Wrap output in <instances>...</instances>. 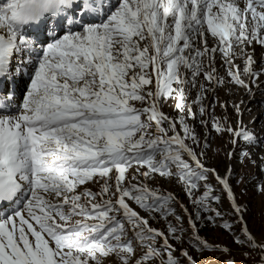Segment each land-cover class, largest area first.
<instances>
[{
    "label": "snow or ice",
    "instance_id": "1",
    "mask_svg": "<svg viewBox=\"0 0 264 264\" xmlns=\"http://www.w3.org/2000/svg\"><path fill=\"white\" fill-rule=\"evenodd\" d=\"M262 77L264 0H0V264H264L232 183L264 136L219 96Z\"/></svg>",
    "mask_w": 264,
    "mask_h": 264
},
{
    "label": "rangeland",
    "instance_id": "2",
    "mask_svg": "<svg viewBox=\"0 0 264 264\" xmlns=\"http://www.w3.org/2000/svg\"><path fill=\"white\" fill-rule=\"evenodd\" d=\"M260 54L257 55L259 60ZM264 79V77H262ZM219 96L227 100L229 105L234 101L243 100V122L250 129H254L256 132H260L264 136V86L259 88L253 87L251 94H245L242 89H232L229 92L221 91ZM166 113L175 114L171 107H165L163 109ZM223 110L217 108V114L222 113ZM228 116L233 122L237 120V115L233 108L229 107L227 110ZM198 131H202L199 125H196ZM228 138L225 136L223 139L216 137V134H212V150L209 152V157H212L207 161L211 166H215L221 173L228 167L229 161L227 160L225 153L230 149L231 145L228 144ZM251 160L241 163L239 159L232 161L234 169L232 183L235 186L237 179L241 176L244 178V183L235 188L237 196L239 197L240 203L245 204L248 209V221L249 227L252 232L256 235H260L264 232V195L259 194L255 185L258 180H264V173L260 172L259 165L261 163L260 157L264 156V144L254 146L250 149ZM254 160L255 165L251 163ZM163 187L167 190L175 192V194L185 203L189 204L187 197L181 191V188L175 184H170L165 181H161ZM246 189V194L241 195ZM189 207H191L189 205ZM187 225V222H185ZM154 227L164 228L165 224L163 221L153 222ZM203 228L202 235L207 236L210 240L215 241L216 239L225 240L226 237L220 233L217 229L211 225ZM239 259V257H238Z\"/></svg>",
    "mask_w": 264,
    "mask_h": 264
},
{
    "label": "bare ground",
    "instance_id": "3",
    "mask_svg": "<svg viewBox=\"0 0 264 264\" xmlns=\"http://www.w3.org/2000/svg\"><path fill=\"white\" fill-rule=\"evenodd\" d=\"M260 54V50H259V48H257V55H259Z\"/></svg>",
    "mask_w": 264,
    "mask_h": 264
}]
</instances>
